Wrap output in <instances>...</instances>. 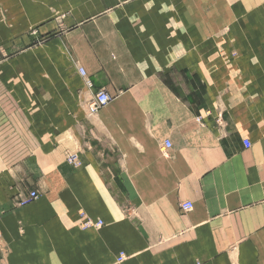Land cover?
<instances>
[{"label": "crops", "instance_id": "obj_1", "mask_svg": "<svg viewBox=\"0 0 264 264\" xmlns=\"http://www.w3.org/2000/svg\"><path fill=\"white\" fill-rule=\"evenodd\" d=\"M0 264H264V0H0Z\"/></svg>", "mask_w": 264, "mask_h": 264}, {"label": "built area", "instance_id": "obj_2", "mask_svg": "<svg viewBox=\"0 0 264 264\" xmlns=\"http://www.w3.org/2000/svg\"><path fill=\"white\" fill-rule=\"evenodd\" d=\"M78 71L80 73V76L82 77V80L84 82L85 87L89 91L92 88V82L90 79L86 76V72L82 67H78ZM111 99V96L103 89L97 90L95 93H93L86 103V111L88 115H94L96 114L102 107H104ZM165 146H169V143L165 141ZM244 145H248L249 142L247 140L243 141ZM66 162L73 168H77L79 166V159L78 154L76 152H67L65 155ZM192 207V203L190 201H185L180 203V208L183 211H188ZM81 223L80 227L83 229L90 228V227H101L103 224L102 220H93L87 216L84 215L83 212L80 213ZM125 258L123 253H120L116 260L117 262L122 261Z\"/></svg>", "mask_w": 264, "mask_h": 264}, {"label": "rangeland", "instance_id": "obj_3", "mask_svg": "<svg viewBox=\"0 0 264 264\" xmlns=\"http://www.w3.org/2000/svg\"><path fill=\"white\" fill-rule=\"evenodd\" d=\"M53 11H55V10H52V12ZM56 12V11H55ZM54 15H56L55 13L52 15V16H54ZM32 34H36V30L35 29H32L31 31H30ZM43 40V39H42Z\"/></svg>", "mask_w": 264, "mask_h": 264}, {"label": "bare ground", "instance_id": "obj_4", "mask_svg": "<svg viewBox=\"0 0 264 264\" xmlns=\"http://www.w3.org/2000/svg\"><path fill=\"white\" fill-rule=\"evenodd\" d=\"M79 67H81V66H79ZM77 71H78V68H77ZM78 73H79V71H78ZM79 75H80V73H79ZM87 76V75H86ZM82 78V77H81ZM197 120H198V118H197ZM70 152H76V151H70Z\"/></svg>", "mask_w": 264, "mask_h": 264}]
</instances>
